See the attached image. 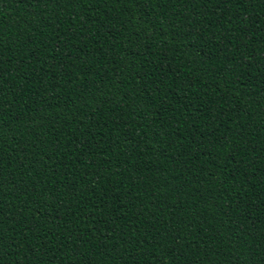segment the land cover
Wrapping results in <instances>:
<instances>
[{
  "label": "trees",
  "instance_id": "1",
  "mask_svg": "<svg viewBox=\"0 0 264 264\" xmlns=\"http://www.w3.org/2000/svg\"><path fill=\"white\" fill-rule=\"evenodd\" d=\"M0 264H264V0H0Z\"/></svg>",
  "mask_w": 264,
  "mask_h": 264
}]
</instances>
